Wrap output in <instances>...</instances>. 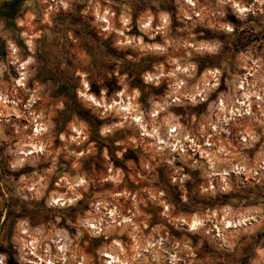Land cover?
<instances>
[{"label": "clouds", "instance_id": "1", "mask_svg": "<svg viewBox=\"0 0 264 264\" xmlns=\"http://www.w3.org/2000/svg\"><path fill=\"white\" fill-rule=\"evenodd\" d=\"M0 264H264V0H0Z\"/></svg>", "mask_w": 264, "mask_h": 264}]
</instances>
